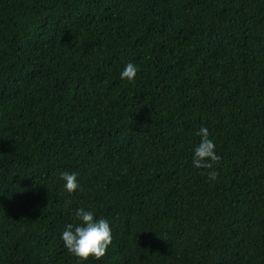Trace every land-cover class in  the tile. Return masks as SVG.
I'll return each mask as SVG.
<instances>
[{
	"label": "trees",
	"instance_id": "obj_1",
	"mask_svg": "<svg viewBox=\"0 0 264 264\" xmlns=\"http://www.w3.org/2000/svg\"><path fill=\"white\" fill-rule=\"evenodd\" d=\"M79 206L100 259L60 240ZM0 264H264V0H0Z\"/></svg>",
	"mask_w": 264,
	"mask_h": 264
},
{
	"label": "clouds",
	"instance_id": "obj_2",
	"mask_svg": "<svg viewBox=\"0 0 264 264\" xmlns=\"http://www.w3.org/2000/svg\"><path fill=\"white\" fill-rule=\"evenodd\" d=\"M138 72V66L132 62L124 64L120 71V79L133 81ZM199 142L193 147L191 165L197 169H208V180L217 178L214 165L220 160L216 152L214 140L210 138L209 130L201 124L195 132ZM62 187L71 194L79 189L78 173L61 171L59 173ZM77 223H67L60 232V240L65 249L78 260L87 261L89 257L100 259L106 253L112 242V228L107 218L96 217L94 212L83 206L76 207L72 213Z\"/></svg>",
	"mask_w": 264,
	"mask_h": 264
}]
</instances>
